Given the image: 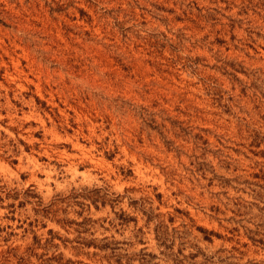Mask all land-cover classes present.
I'll use <instances>...</instances> for the list:
<instances>
[{"label": "rangeland", "instance_id": "1", "mask_svg": "<svg viewBox=\"0 0 264 264\" xmlns=\"http://www.w3.org/2000/svg\"><path fill=\"white\" fill-rule=\"evenodd\" d=\"M0 264H264V0H0Z\"/></svg>", "mask_w": 264, "mask_h": 264}]
</instances>
